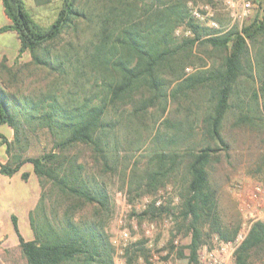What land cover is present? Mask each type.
<instances>
[{
    "label": "trees",
    "instance_id": "1",
    "mask_svg": "<svg viewBox=\"0 0 264 264\" xmlns=\"http://www.w3.org/2000/svg\"><path fill=\"white\" fill-rule=\"evenodd\" d=\"M188 1L63 0L42 28L23 0H2L10 24L0 32L15 31L18 57L30 55L19 66L0 61V126L12 130L11 140L0 132V174L30 163L40 188L33 239L11 218L24 264H115V176L129 202L169 186L177 204L151 201L139 217L173 216L189 238L173 248L186 264L213 241H234L241 214L218 180L245 159L264 169V8L240 29L216 30ZM34 73L38 85L25 86ZM39 139L50 149L27 157ZM232 259L264 264V220L251 222Z\"/></svg>",
    "mask_w": 264,
    "mask_h": 264
},
{
    "label": "rangeland",
    "instance_id": "2",
    "mask_svg": "<svg viewBox=\"0 0 264 264\" xmlns=\"http://www.w3.org/2000/svg\"><path fill=\"white\" fill-rule=\"evenodd\" d=\"M24 6L32 16L35 23L47 28L57 17L58 11L62 6L63 0H23ZM262 0H189L188 7L190 14L194 19L212 27L216 30H227L231 27L241 28L243 24L248 23L253 17L262 14L264 8L260 4ZM248 4V7L245 5ZM193 12H197L202 19L195 18ZM211 23L216 24L212 26ZM182 30L176 31L180 35ZM187 35V32L185 33ZM14 62L16 66L30 61L28 52H24ZM14 62L10 66H14ZM31 72H34L32 69ZM26 75V74H25ZM25 86L38 85L34 73L29 76ZM41 78V74H39ZM0 132L7 138L12 139V130L6 126H0ZM50 149L46 140L39 139L32 141L27 157L38 156L43 151ZM5 147L0 146V159L5 158ZM243 160L239 165L229 166L225 174L219 176L220 197L224 204L230 202L237 206L241 214V229L251 224L255 220H264V169H258L256 162L249 159ZM31 167L30 163L22 166V171L27 172ZM21 172L15 173L12 177H6L0 174V206L5 210L13 211L17 217L20 232L25 237H29L30 229L24 207L34 197V192L38 191L36 178L23 181L20 178ZM108 191L113 200L114 212L109 223L112 242L116 239L119 244L116 247L115 264H181L176 256V250L188 241V236L183 233H177L173 222V216L163 214L161 217H139L140 212L145 206L156 197L163 195L162 205L175 206L177 198L172 197V190L167 186L159 190L155 195L133 197L129 202L126 186L120 177H111L107 181ZM36 195V194H35ZM257 196L258 203L255 205L251 198ZM4 210V211H5ZM153 223L154 229L149 235L145 234V225ZM0 228L7 235L8 245L17 242V236L14 233L12 223L6 217L0 220ZM127 230L129 239L124 243L119 240L120 233ZM139 242L142 248L135 253L124 254V248L130 244ZM221 244L215 241L203 247L199 254L207 250H218ZM237 245H233L221 252L224 264H233V251ZM219 251V250H218ZM186 264V260H182ZM0 264H24L18 248H3L0 245Z\"/></svg>",
    "mask_w": 264,
    "mask_h": 264
},
{
    "label": "crops",
    "instance_id": "3",
    "mask_svg": "<svg viewBox=\"0 0 264 264\" xmlns=\"http://www.w3.org/2000/svg\"><path fill=\"white\" fill-rule=\"evenodd\" d=\"M8 24H10V20L7 17V15L5 14L3 2H2V0H0V28L5 26V25H8ZM19 46H20L19 39H18L17 33L15 31L8 30V31L0 32V61L4 58V59H6V63L8 66L12 65L13 62L19 56ZM6 160H7V156L5 155L4 159H0V163L3 164L6 162ZM19 171L21 173H23L22 167ZM27 173L29 174V177L27 180L33 179V177H35V175L32 172V166L30 167L29 170H27ZM36 181H37V178H36ZM37 184H38V182H37ZM34 193L36 195L34 194V197H31L30 201L24 207V211L27 214L26 215L27 219H28L29 212L34 208V206H35V204L39 198V193H40L39 185H38V191H36ZM4 210L5 209H3L2 206H0V220L3 217H6L12 223L11 218L14 217L15 221H16L18 233L21 235V237L25 241H29V240L33 239V234H32V230H31L30 225H29V221H28V225H29V229H30V235H29V237H25L20 232V229L18 227L17 217L14 215L13 211H9V210L4 211ZM12 226H13V223H12ZM13 230H14V233L16 234L14 226H13ZM16 236H17V234H16ZM7 240H8L7 235L0 228V245L3 248H15V247L18 248V243H19L18 237H17V242H14L12 245H8ZM188 242H189V238H188L187 243ZM184 255H186V252ZM182 260H184V258L178 259V261H180L181 264H184L182 262Z\"/></svg>",
    "mask_w": 264,
    "mask_h": 264
},
{
    "label": "built area",
    "instance_id": "4",
    "mask_svg": "<svg viewBox=\"0 0 264 264\" xmlns=\"http://www.w3.org/2000/svg\"><path fill=\"white\" fill-rule=\"evenodd\" d=\"M245 7H248V4H246ZM192 14L195 18L202 19V16L199 13L193 12ZM211 25L216 27V24H214V23H211ZM256 198H257L256 195H253L251 198L252 199L251 201L254 202L255 205H257V203H258V200ZM163 200H164V196L160 195V196L156 197L153 200V202H154L155 206H161L163 203ZM249 226H250V224L248 226L240 229L233 242L222 243L221 248L218 249L219 251L218 250L209 251L206 248H204V252L202 254H199L197 262L195 264H224L221 252H225L227 248H229L233 245H238L243 240V238L245 237ZM153 229H154V224L153 223H147L145 225V234L149 235ZM128 239H129V233L127 232V230H123L120 233L119 240L123 241L125 243ZM113 244L118 245L119 242L116 239H114Z\"/></svg>",
    "mask_w": 264,
    "mask_h": 264
}]
</instances>
